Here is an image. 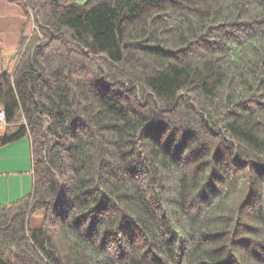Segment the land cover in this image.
I'll return each instance as SVG.
<instances>
[{"label":"trees","instance_id":"obj_1","mask_svg":"<svg viewBox=\"0 0 264 264\" xmlns=\"http://www.w3.org/2000/svg\"><path fill=\"white\" fill-rule=\"evenodd\" d=\"M0 264H264V0H17Z\"/></svg>","mask_w":264,"mask_h":264},{"label":"crops","instance_id":"obj_2","mask_svg":"<svg viewBox=\"0 0 264 264\" xmlns=\"http://www.w3.org/2000/svg\"><path fill=\"white\" fill-rule=\"evenodd\" d=\"M14 2V3H13ZM16 4L17 0H0V18L5 16L8 11H12L20 21V10ZM22 6V5H21ZM23 8V7H22ZM23 16L26 17L23 10ZM29 23L32 24V13H29ZM27 18V17H26ZM28 22V20L26 19ZM34 25L32 24V31ZM32 33V32H31ZM8 30L0 37L1 54L13 51V46L18 40V35L8 42ZM20 37H22L20 35ZM20 39L18 40L16 52L11 53L12 66L10 70L0 64V72L12 73L21 58V52L17 51ZM32 188V163L31 148L28 137L21 138L8 145L0 147V205H8L26 197Z\"/></svg>","mask_w":264,"mask_h":264},{"label":"rangeland","instance_id":"obj_3","mask_svg":"<svg viewBox=\"0 0 264 264\" xmlns=\"http://www.w3.org/2000/svg\"><path fill=\"white\" fill-rule=\"evenodd\" d=\"M84 0H79V2H83ZM14 3V2H13ZM20 10V21H18L16 15L12 13V11H8L5 16H1L0 18V37L4 34L6 30H8V42L12 41L14 36L18 35V40L21 36L30 37L32 32V24L26 21V17L23 16V8L21 4H16ZM33 17V16H32ZM34 18V17H33ZM18 40L16 41L15 45L13 46V51L7 54H1L0 51V64L4 66L5 69L10 70L12 66V57L11 53L16 52V47ZM18 51V48H17ZM3 131V130H2Z\"/></svg>","mask_w":264,"mask_h":264},{"label":"built area","instance_id":"obj_4","mask_svg":"<svg viewBox=\"0 0 264 264\" xmlns=\"http://www.w3.org/2000/svg\"><path fill=\"white\" fill-rule=\"evenodd\" d=\"M6 127L5 114L0 108V132Z\"/></svg>","mask_w":264,"mask_h":264}]
</instances>
